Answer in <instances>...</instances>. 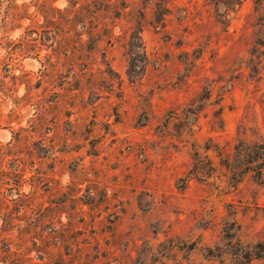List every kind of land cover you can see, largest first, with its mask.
Instances as JSON below:
<instances>
[{
    "label": "rangeland",
    "instance_id": "1",
    "mask_svg": "<svg viewBox=\"0 0 264 264\" xmlns=\"http://www.w3.org/2000/svg\"><path fill=\"white\" fill-rule=\"evenodd\" d=\"M239 137L264 0H0V264H232L264 240Z\"/></svg>",
    "mask_w": 264,
    "mask_h": 264
},
{
    "label": "trees",
    "instance_id": "2",
    "mask_svg": "<svg viewBox=\"0 0 264 264\" xmlns=\"http://www.w3.org/2000/svg\"><path fill=\"white\" fill-rule=\"evenodd\" d=\"M228 164L234 181L239 182L246 175L251 174L257 181L264 183V140L239 137L233 160ZM235 224L236 222L234 226ZM226 245V250H223V246L217 245L215 248L217 252L213 249V256L222 257L224 254H229L232 256V264H251L255 259L264 258V240L251 244L236 238Z\"/></svg>",
    "mask_w": 264,
    "mask_h": 264
}]
</instances>
